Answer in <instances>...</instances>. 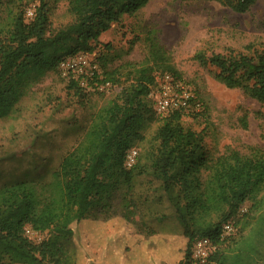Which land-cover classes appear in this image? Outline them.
I'll list each match as a JSON object with an SVG mask.
<instances>
[{
  "label": "trees",
  "instance_id": "obj_1",
  "mask_svg": "<svg viewBox=\"0 0 264 264\" xmlns=\"http://www.w3.org/2000/svg\"><path fill=\"white\" fill-rule=\"evenodd\" d=\"M35 1L33 18L26 19L27 3L17 1L0 21V118L9 116L29 88L56 71L62 60L93 52L104 32L149 0H67L73 18L56 30L51 29V4L61 0ZM217 1L245 12L257 0ZM196 59L216 67L227 87H239L264 104V52L208 57L200 51ZM155 70L174 68L165 48L152 41L146 64L97 112L49 181L0 187V264H78L75 226L116 215L135 224L134 177L141 173L158 181L175 209L184 240L178 264L194 263L192 248L200 238L217 247L204 264H264V151H233L213 159L204 135L184 127L183 113L175 111L161 117L150 164L137 158L133 167H125L127 151L154 118L147 95ZM107 74L117 81L115 72ZM246 203L249 207L241 213ZM234 219L242 225L240 233L222 239L223 225ZM26 227L47 237L34 242Z\"/></svg>",
  "mask_w": 264,
  "mask_h": 264
},
{
  "label": "rangeland",
  "instance_id": "obj_2",
  "mask_svg": "<svg viewBox=\"0 0 264 264\" xmlns=\"http://www.w3.org/2000/svg\"><path fill=\"white\" fill-rule=\"evenodd\" d=\"M17 1L27 3L26 11L37 4L35 0H0V21L7 19ZM51 7V29L72 20L67 0ZM152 41L165 48L174 70L153 72L156 81L147 100L154 118L132 147L141 164L148 166L155 156L161 116L154 109V96L164 74H171L180 88L198 99L200 108L183 114L181 122L204 135L211 158L233 151L243 155L264 151V104L239 87H227L217 78L216 67L201 65L196 59L200 51L208 57L264 52V0H257L245 12L217 0H149L104 32L93 52L66 57L74 66L60 63L56 71L29 88L9 116L0 118V187L26 180L49 181L97 112L134 80L136 68L146 64ZM110 71L117 81L108 78ZM133 192L135 224L116 215L75 226L78 264H178L184 246L182 228L158 181L146 173L137 174ZM248 207L244 204L240 212ZM232 224L236 236L242 225L237 219ZM27 235L34 242L47 237L34 230Z\"/></svg>",
  "mask_w": 264,
  "mask_h": 264
},
{
  "label": "built area",
  "instance_id": "obj_3",
  "mask_svg": "<svg viewBox=\"0 0 264 264\" xmlns=\"http://www.w3.org/2000/svg\"><path fill=\"white\" fill-rule=\"evenodd\" d=\"M35 8H29L26 11L27 18L31 19L34 16ZM67 59V58H66ZM62 60L61 64L71 68L74 62L71 58ZM85 62V60H82ZM92 72L97 70V65L93 64ZM158 79L159 90L154 96V109L161 117L166 116L172 112L180 111L183 114L198 110L200 103L194 94L180 88L178 81L174 79L171 74H164ZM138 158V152L135 148L127 151L125 157V167L131 168L135 165ZM30 227H26V234L31 232ZM234 225L232 222L225 223L222 229V239L234 234ZM214 244L209 238H200L195 241L192 248V258L198 264H204L208 261L210 255L216 250Z\"/></svg>",
  "mask_w": 264,
  "mask_h": 264
}]
</instances>
